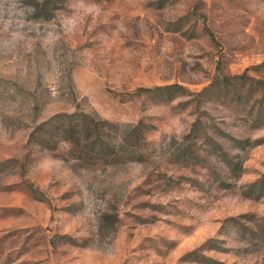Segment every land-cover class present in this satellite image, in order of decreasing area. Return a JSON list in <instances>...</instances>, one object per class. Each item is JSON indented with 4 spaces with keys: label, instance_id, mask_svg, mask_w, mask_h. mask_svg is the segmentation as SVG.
I'll list each match as a JSON object with an SVG mask.
<instances>
[{
    "label": "rangeland",
    "instance_id": "obj_1",
    "mask_svg": "<svg viewBox=\"0 0 264 264\" xmlns=\"http://www.w3.org/2000/svg\"><path fill=\"white\" fill-rule=\"evenodd\" d=\"M0 264H264V0H0Z\"/></svg>",
    "mask_w": 264,
    "mask_h": 264
},
{
    "label": "trees",
    "instance_id": "obj_2",
    "mask_svg": "<svg viewBox=\"0 0 264 264\" xmlns=\"http://www.w3.org/2000/svg\"><path fill=\"white\" fill-rule=\"evenodd\" d=\"M171 90V88H163V89H156V91H159V92H164V93H167V95H169V97H172L173 95H176V93L175 92H167V91H170ZM142 91H144V90H142ZM146 92L145 93H152V92H154L155 90H145ZM70 129L72 128V126H70L69 127Z\"/></svg>",
    "mask_w": 264,
    "mask_h": 264
}]
</instances>
